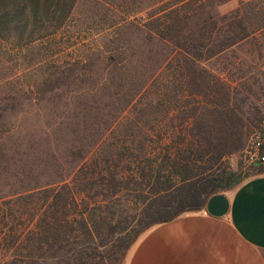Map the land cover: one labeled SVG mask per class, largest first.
<instances>
[{"label":"trees","instance_id":"16d2710c","mask_svg":"<svg viewBox=\"0 0 264 264\" xmlns=\"http://www.w3.org/2000/svg\"><path fill=\"white\" fill-rule=\"evenodd\" d=\"M92 1L111 24L80 50L79 0H0V40L28 77L0 124L24 115L29 150L26 167H0V264H124L147 230L223 193L229 158L264 133L246 77L224 62L263 33L264 1L227 15L210 0ZM65 119L89 137L71 129L60 145Z\"/></svg>","mask_w":264,"mask_h":264},{"label":"crops","instance_id":"0c3cea01","mask_svg":"<svg viewBox=\"0 0 264 264\" xmlns=\"http://www.w3.org/2000/svg\"><path fill=\"white\" fill-rule=\"evenodd\" d=\"M221 194L230 205L225 216L205 208L154 226L124 264H264V173Z\"/></svg>","mask_w":264,"mask_h":264},{"label":"rangeland","instance_id":"374dc122","mask_svg":"<svg viewBox=\"0 0 264 264\" xmlns=\"http://www.w3.org/2000/svg\"><path fill=\"white\" fill-rule=\"evenodd\" d=\"M221 1L223 0H210L207 4L216 7V11L218 9L222 15H227L239 8L242 4L258 3L264 0H224L225 2L220 5ZM98 8L99 7L95 5L92 0H79L75 17L77 25L75 42L77 49L81 50L85 47L84 45L93 43L94 40L98 39L97 33L106 29L111 24V20H107L103 16H99V14L94 15L95 12L98 11ZM16 55L17 52H11L6 48L5 43L0 40V105L3 106L12 107L14 105L13 101H4L3 99L9 95L12 89L28 81V77L26 76L24 70H22L24 68H20ZM236 57L239 58V61L236 60ZM227 58L228 61L224 62L232 63L236 67L233 69L235 76L240 75L242 77H246L244 80L245 82H248V85L253 91V98L251 100L252 103L257 107L262 108L264 111V31L259 36L257 41L235 48L227 54ZM67 59L69 60L68 57L64 58V60ZM208 65L217 68L222 67V65H219L216 60L211 61ZM17 76L20 77V80ZM90 85L91 84L89 83L83 84V86ZM25 107L26 103L25 101H22L21 108ZM24 117V115H21L16 118L13 114H10L5 122L0 124V137H5L4 142L0 141V167L27 166L29 150L28 140L26 138L27 119H24ZM63 123L65 124L61 125L62 133L57 136L60 145L66 144V142L72 140V136L69 135L71 129H77L79 137H89V133L85 131L82 124L83 122L80 120L76 119L75 121H67V119H65ZM49 125L53 128L55 127L53 122ZM11 129L15 130L8 134V131ZM263 135L264 133L262 130H255L246 148L242 152L234 154L229 158L231 166L230 172H232V174L235 173L236 175L231 182H226L223 192L230 190L226 189V186L231 185L237 178H239L238 175L240 173H247L248 169L252 165L248 159V152L258 139H264ZM46 137L47 136H43V139ZM9 169L13 170V168ZM3 183H5V181L1 180L0 197L7 195L10 191L7 184Z\"/></svg>","mask_w":264,"mask_h":264},{"label":"water","instance_id":"95a60500","mask_svg":"<svg viewBox=\"0 0 264 264\" xmlns=\"http://www.w3.org/2000/svg\"><path fill=\"white\" fill-rule=\"evenodd\" d=\"M261 163L257 162L255 165L259 166ZM232 175V172L229 173ZM242 177L237 178L231 185L226 186V189H232L242 181ZM226 185V183H225ZM229 200L223 194H218L210 198L206 206V213L214 217H223L229 211Z\"/></svg>","mask_w":264,"mask_h":264},{"label":"built area","instance_id":"2783aa9c","mask_svg":"<svg viewBox=\"0 0 264 264\" xmlns=\"http://www.w3.org/2000/svg\"><path fill=\"white\" fill-rule=\"evenodd\" d=\"M264 143V139H258L248 152V159L251 164H256L257 162H264V156L261 155V147Z\"/></svg>","mask_w":264,"mask_h":264}]
</instances>
